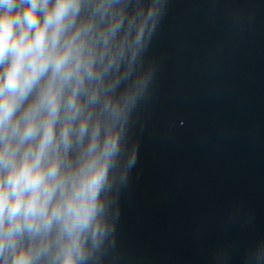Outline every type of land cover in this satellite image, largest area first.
Returning a JSON list of instances; mask_svg holds the SVG:
<instances>
[{
    "label": "water",
    "instance_id": "water-1",
    "mask_svg": "<svg viewBox=\"0 0 264 264\" xmlns=\"http://www.w3.org/2000/svg\"><path fill=\"white\" fill-rule=\"evenodd\" d=\"M138 72L88 264H264V0H165Z\"/></svg>",
    "mask_w": 264,
    "mask_h": 264
},
{
    "label": "clouds",
    "instance_id": "clouds-1",
    "mask_svg": "<svg viewBox=\"0 0 264 264\" xmlns=\"http://www.w3.org/2000/svg\"><path fill=\"white\" fill-rule=\"evenodd\" d=\"M164 7L0 0V264H88L101 247Z\"/></svg>",
    "mask_w": 264,
    "mask_h": 264
}]
</instances>
